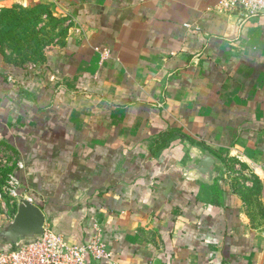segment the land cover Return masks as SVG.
I'll list each match as a JSON object with an SVG mask.
<instances>
[{
  "label": "crops",
  "instance_id": "0c3cea01",
  "mask_svg": "<svg viewBox=\"0 0 264 264\" xmlns=\"http://www.w3.org/2000/svg\"><path fill=\"white\" fill-rule=\"evenodd\" d=\"M218 1L0 0V151L68 244L99 232L122 264H264V16ZM11 15L38 22L30 49ZM194 144L223 159L219 186L184 178Z\"/></svg>",
  "mask_w": 264,
  "mask_h": 264
},
{
  "label": "built area",
  "instance_id": "2783aa9c",
  "mask_svg": "<svg viewBox=\"0 0 264 264\" xmlns=\"http://www.w3.org/2000/svg\"><path fill=\"white\" fill-rule=\"evenodd\" d=\"M217 7L227 13H238L242 19L264 16V0H219ZM107 51L103 56H107ZM0 264H122L112 249L96 232L82 245H70L61 235L43 228L35 241L15 250H0Z\"/></svg>",
  "mask_w": 264,
  "mask_h": 264
},
{
  "label": "water",
  "instance_id": "95a60500",
  "mask_svg": "<svg viewBox=\"0 0 264 264\" xmlns=\"http://www.w3.org/2000/svg\"><path fill=\"white\" fill-rule=\"evenodd\" d=\"M224 162L200 144L186 151L183 176L206 186L216 187L222 181ZM45 216L31 200L17 197L15 213L11 220L0 225V250H15L23 244L37 240L43 233Z\"/></svg>",
  "mask_w": 264,
  "mask_h": 264
},
{
  "label": "rangeland",
  "instance_id": "374dc122",
  "mask_svg": "<svg viewBox=\"0 0 264 264\" xmlns=\"http://www.w3.org/2000/svg\"><path fill=\"white\" fill-rule=\"evenodd\" d=\"M20 13L22 15V12ZM54 23H55V36H59V37L63 36L64 33L68 31L67 28L69 23L70 26L72 25L71 21L69 22L67 18H63V17L56 18ZM23 24H27L28 27H22ZM30 24L31 21L29 19H22L20 16L11 15L10 18H8V22L5 23L4 25V26L6 25L10 26L11 32L15 31L17 27H20V29H18L19 33L15 34L14 37V40H18V42H16V45L20 44V51L30 49V47L26 45L27 41H23L26 40V37L24 36L25 34H23L22 32L30 30L33 27L35 29L38 22L34 20L32 26H30ZM29 39L32 40V38ZM0 42L3 43L1 31H0ZM36 43H37V48H34V46H36ZM36 43L32 44L31 49H33V51H36L35 49H38L41 44L39 40H37ZM12 161H13L12 153H10L7 150L0 151V224H5L10 220V216L13 215L12 213L13 211H15V207H16L17 196L15 195L14 192L15 189L11 182Z\"/></svg>",
  "mask_w": 264,
  "mask_h": 264
},
{
  "label": "trees",
  "instance_id": "16d2710c",
  "mask_svg": "<svg viewBox=\"0 0 264 264\" xmlns=\"http://www.w3.org/2000/svg\"><path fill=\"white\" fill-rule=\"evenodd\" d=\"M3 251V250H2Z\"/></svg>",
  "mask_w": 264,
  "mask_h": 264
}]
</instances>
